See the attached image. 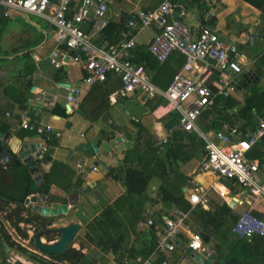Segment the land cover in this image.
Instances as JSON below:
<instances>
[{
    "label": "crops",
    "instance_id": "crops-1",
    "mask_svg": "<svg viewBox=\"0 0 264 264\" xmlns=\"http://www.w3.org/2000/svg\"><path fill=\"white\" fill-rule=\"evenodd\" d=\"M163 1L107 0L108 11L106 17L109 21L125 25V29L121 32L122 38L123 32L128 28V21L136 10L142 8L156 9ZM177 2L179 9L186 11L182 16L183 22L190 27L194 34L203 25H206L207 22L213 21L215 17L216 25L214 27L218 30L222 38L239 45L243 54L242 61L244 66L249 70H255L257 68L258 60L264 54V12L261 9L256 8L245 0H200L198 2L192 0H177ZM81 3L82 0H75L71 4L69 15L72 16L75 14ZM205 9L213 15L212 20H208L204 15ZM13 13H21L29 19L32 16L38 17L44 23H32L19 37L13 36L8 43H3L7 46V49L0 47V134L11 133L9 141L3 140L1 138L2 136L0 137V145L6 149H11L13 152H17L23 143L36 142L37 144V135L20 128L21 122L27 118L51 124L55 127V130L61 132L60 136L53 134L48 139L52 152L49 155L51 159H46V155H40L35 158L33 163L27 164L29 166L36 164L40 167L44 180L43 183L45 182V175H49L52 186L50 193H45L47 199L65 203L69 207V214L53 218L54 223L49 228L56 229L57 227L79 223L81 228L71 246L81 250L86 254L88 260L93 261L94 264H140L146 259H150L152 264H196L190 257L185 246H183L188 234L191 233L187 230L181 234V246L175 251H154L150 255H145L142 251V244L150 243L154 236L157 238L165 225V218L169 215V212L173 208H178L177 206L166 205L156 196L157 189L163 183L159 177L153 179L148 190L154 197L153 200L142 199L137 203V206L140 205L138 207H141L140 212H137L140 208H137L136 204L132 206L129 204L119 209V211H122L121 214L123 216L125 213L126 215L128 213L132 215L140 213L142 218L136 224L135 230L130 233L122 251L118 253L104 251L101 247L96 246L87 239L89 225L96 221L105 207L114 204L119 197L127 192L124 176L120 170L124 158L126 157L135 165H142L140 164L139 157L144 155L148 159L153 156V147L157 146V154L162 155L168 143L161 145L162 138L167 137L169 139L171 134L178 129H173L175 125L170 129H167L164 125V119L170 112L167 113L163 108V105L166 103V99L163 97H159L157 101L162 99L165 102L161 101L156 105L155 103L157 101L153 102L150 99L143 100L139 94H133L126 98H119L116 102H111L110 94L117 90L120 85V82H117L120 78L114 73H111L114 79H109L103 84L88 86L83 83L84 70L81 63L68 62L61 69H55L48 61V57L59 45L56 28L40 16L21 11H13L10 17H6L8 18L6 20L0 17V44H2L1 38L5 30L3 24L12 18ZM172 17L170 16L169 20ZM159 32L160 29L157 24L135 31L134 38L136 44L129 50L127 55L134 62L144 65V52L149 51L148 46L150 42L153 41ZM98 36L96 37V41ZM250 36H254L252 43ZM101 46L108 47V44L105 42ZM25 51L29 52L28 56L23 54ZM15 53L16 55H13ZM20 56L30 57L29 68L26 70V66L24 69H21V66H19L15 74L7 76V71L13 70L15 67L13 62L9 61H16ZM35 56L40 58L39 61L35 60ZM183 59L184 61L180 63L176 58L166 63H164L165 61L163 62L165 68L176 69L173 77L183 68L185 57ZM147 71L150 77L155 76L158 79L156 70L149 69ZM169 73L170 71L164 74L166 78L172 76ZM215 77L217 78L216 75L212 76V79H215ZM261 77L259 84L264 87V73ZM253 83L255 82L250 81L246 83L243 88L245 91L240 87L233 96L243 100L245 93L251 92L252 89L249 86L251 84L254 86ZM155 84L163 89H167V87L164 88L162 86L161 81H159V84ZM71 88H81L82 90V100L76 108H71L67 100V95ZM18 97L24 101L19 102L17 100ZM52 100L55 103L50 106L49 102ZM56 106L60 114L51 112V109ZM240 108H235L234 111L238 112ZM255 111H253L255 118L250 123H247L242 128L244 120L241 119V122L238 123L239 126H236L242 130L254 128L261 116ZM61 112H65V114L61 115ZM211 122V119H205L204 121L201 118L200 124L203 128L213 130V127H208ZM138 124H141L143 128L140 137L138 135ZM91 143L97 148L96 151L91 146ZM81 144H87L88 151L80 150L79 146ZM255 145L259 149L252 151L253 148L248 157L259 161V176L264 181V137ZM257 152L263 154V162L258 156L254 155ZM193 153V157L188 161H180L178 165L177 163L174 164L178 171L172 177L168 178L167 181L177 184V186L171 187L177 190L179 189L178 182H183L180 175L189 176L190 178L184 181L181 186L187 201H189V193L195 183H202L210 187L215 184L209 192L210 203L208 205L204 206L200 204L193 207L191 204V209L186 211H190L188 224L191 226V229L200 230L204 233L206 250L201 251V253L204 256H208V253L209 256L216 253L218 257L219 251L224 256L228 253V249L225 246L223 233L219 231L216 223L204 225L202 218L198 214L200 209H211L215 211L217 206L223 207L227 204L229 208V215L226 218L227 225H233L242 212L250 209L256 195H249L250 192H246L245 189L232 181L216 180L213 175L200 172L199 166L204 151L200 147L195 148ZM78 164H82L84 169L79 170ZM12 167L14 166H6L0 163V185L4 189H7V186L14 183V177L10 174V168ZM111 168L118 169L119 178L108 176ZM34 183L37 186L43 184L38 185L35 180ZM66 186H70L69 191L64 189ZM214 189L221 192L225 191L226 198H220L219 202L215 201L214 197L211 196V191ZM33 194L38 193H32L31 195ZM240 199L244 201L243 204L238 202ZM131 201L137 202V199L131 198ZM26 203L25 207L32 210V205L28 203L27 206ZM22 208L16 203H7L6 200L0 198V221L3 222L4 216L8 219L7 215L10 214L11 209L15 211L16 209L22 210ZM239 208L241 211L236 213V210ZM191 212H195L193 217ZM222 212V210H217L214 217L221 220ZM254 213L261 214L262 212L254 211ZM150 218L155 221L154 226H139L140 222H145ZM134 220L132 217L131 220L127 219L125 222L127 225H130V222ZM20 226L27 232L31 238V242H34L33 236L36 232L32 225L21 223ZM7 227L14 230L8 221ZM207 229H209V232ZM55 232L58 233L56 237L51 236L53 233L47 234L42 237V241L46 242L47 240L49 243L57 241L60 237V232L57 230ZM207 235L209 236L208 242L205 240ZM217 236H220L218 243L216 241ZM19 238L22 239L20 236ZM23 240L30 245L29 239V241L25 238ZM212 241L213 245L210 246ZM28 245L24 246L34 252L42 254L36 246L33 249ZM5 253L6 255L12 254V259H15V262L35 264L15 250H7ZM63 264L71 263L65 261Z\"/></svg>",
    "mask_w": 264,
    "mask_h": 264
},
{
    "label": "built area",
    "instance_id": "built-area-1",
    "mask_svg": "<svg viewBox=\"0 0 264 264\" xmlns=\"http://www.w3.org/2000/svg\"><path fill=\"white\" fill-rule=\"evenodd\" d=\"M74 1L0 0V8L5 17H10L13 11L35 14L56 28L59 45L48 57L55 69H61L68 62L81 63L84 70L83 83L88 86L105 81L109 73L116 74L122 86L110 94L111 102L133 94H139L143 100L165 98L163 108L166 112L179 113V121L173 129L194 132L204 141L200 172L210 173L216 180L232 181L250 192L249 195L264 196L259 161L248 157L253 146L264 137V115L259 117L254 128L248 130L227 122L220 129L213 130L203 128L200 124L202 116L214 107L219 98L230 97L238 91L241 75L250 71L243 64L239 45L222 38L218 30L209 24L203 25L194 34L183 22L182 16L186 11L179 9L177 0H164L156 9L136 10L121 40L108 47L101 46L96 42V37L109 22L106 17L107 0H82L77 12L69 17ZM204 15L208 20L213 18L208 10L204 11ZM170 16H173L171 20ZM85 22L91 24L88 32L82 27ZM154 24H157L160 32L148 48L156 59L164 62L173 52L185 57L183 68L175 74L167 89L156 85L145 66L134 62L127 55L136 44L134 32ZM39 59L35 56L36 61ZM215 75L217 78L212 79ZM67 100L71 108L78 107L82 100L81 88L69 89ZM49 103L52 106L55 101ZM20 128L38 136L37 147L42 155L52 154L49 137L53 134L61 135L51 124L29 118L21 122ZM167 142L168 138L164 137L161 145ZM78 168L84 169L82 164H78ZM213 186L215 184L210 187L195 183L188 197L192 206L208 205L209 192ZM238 202L243 204L244 201L240 199ZM261 214L258 216L248 210L242 212L232 228L233 233L248 240L264 237V211ZM189 217L190 211L181 208H173L169 212L156 239V251H175L181 246V234L185 230L191 232L183 243L188 253L190 248L206 250L204 234L191 229ZM154 225L152 218L139 224L140 227ZM140 264L152 262L146 259Z\"/></svg>",
    "mask_w": 264,
    "mask_h": 264
},
{
    "label": "trees",
    "instance_id": "trees-1",
    "mask_svg": "<svg viewBox=\"0 0 264 264\" xmlns=\"http://www.w3.org/2000/svg\"><path fill=\"white\" fill-rule=\"evenodd\" d=\"M192 1L198 2L200 0ZM245 1L264 12V0ZM0 17L3 20L8 19L4 16L1 8ZM69 17H71V15H69ZM215 22L216 18L214 17V20L207 22V24L214 27L216 25ZM124 29V24L109 21L102 29L96 42L99 45H103L106 42L108 46L118 42L121 38V32ZM23 54L28 56L29 52L25 51ZM13 55H16V53ZM143 56V60L145 61L144 66L146 69L156 70V75H158V79L155 76H152V81L158 84L159 81H161L164 88L168 87L174 72H176V69L174 70L165 68L164 63L172 60L173 58H176L179 63L184 61L183 55L179 54L178 52H173L164 63L158 61L149 51L144 52ZM257 64L258 65L255 70L244 72L241 75L239 82L242 90H244L243 88L246 83L250 81L255 82L251 92L245 93L243 100H240L233 95L227 98H219L216 101L213 109L207 111L202 116L204 121L205 119L212 120L208 127L211 126V128L213 127L214 129H220L225 122L230 123L231 125L239 126L238 123L241 122L240 120L242 119L244 120L242 126L243 128L247 123H250V121L255 118L253 115L254 110H256L259 115H264V87L259 84L260 79L262 78L261 76L264 73V54L259 58ZM169 71V74H172V76L166 78L164 74ZM109 79H114V76H112L111 73L108 74V77L105 81L98 82L96 84L98 85L106 83ZM117 82H120L119 87H121V80H117ZM214 87L216 86L214 85ZM158 98L159 97H153L150 98V100L155 102ZM17 100L19 102L24 101L19 97ZM161 101L163 100L159 99L155 105ZM163 102H165V100ZM238 107H241L240 110L238 112L234 111V109H237ZM51 112L60 114L57 106L51 109ZM62 114H65V112H61V115ZM178 121L179 113L174 111L164 119V125L167 129H170L173 125H176ZM142 129L143 128L141 124H138L139 137L141 136ZM200 147L201 150L204 151V141L199 138L197 134L193 132H183L176 130L171 134V137H169L165 148L166 150H164L163 153L161 152L162 155L157 154V146L153 147V156L149 157L148 159H146L144 155L139 157L140 164L142 165H135L125 157L122 165L120 166V170L124 176L127 192L126 194H123L121 197H119L114 204L105 207L96 221L89 225L87 239L90 242H93L96 246L101 247L104 251H113L114 253L122 251L130 233L135 230L136 224H138L139 220L142 218L140 213L133 215L131 213L126 215L125 213L123 216L121 214L122 211H119V209H122L129 204L132 206L136 203H139V201L142 199L152 201L154 197L148 192V190L155 177H159L163 181L162 185L156 191V196L162 202L168 206H177L178 208L184 210L191 209V203L185 199L181 189L182 183H184V181L190 177L181 174L180 178L183 180V182H178L179 189L177 190L171 188L172 186H177V184H173V182L170 183L167 181V179L177 173L178 169L175 168V163L178 165L180 161H188L191 159V157H193L194 149ZM253 148L252 151L259 149L256 145ZM259 153L260 152L254 153V155L258 156L263 162V154ZM46 159L49 160L51 157L46 155ZM10 174L14 177V183L7 186V189L2 188L0 185V198L6 200L7 203L18 204L19 206L23 207L22 210L26 212V216L20 213V215L16 217L14 224L18 231L22 233L23 238L28 237V235L23 233L20 228L21 222L25 224H31L36 233L41 230L48 229L54 223V219L50 217H42L33 213L30 209L25 207V202L28 196H30L32 193H50L52 184L49 180V175L46 174L45 182L40 186H37L30 174V166L27 164H19L10 168ZM108 176L119 178L120 175L118 169L111 168ZM64 189L69 191L70 186H66ZM131 198H136L137 202L131 201ZM217 210L223 211L221 214V220H218L214 217V214ZM248 211L252 213H254V211L263 212L264 196H255V200ZM191 213L193 217L195 212ZM198 214L202 218L205 226L212 225V223L217 224V228L223 233L225 246L228 249V253L223 256V260H221L222 255L218 251V257L213 264H264V237H254L251 240L237 237L232 231L234 224L227 225L226 218L227 215H229V208L227 204L223 207L217 206L215 211H212L211 209H200ZM132 217L135 220L130 222V225H127L125 220H131ZM200 232L204 234L203 231ZM57 235L58 233L56 232L51 234L52 237H56ZM156 239V236H154L150 243L142 244V251L145 255H150L156 251ZM7 250H15L17 253L25 257L27 260L34 262L35 264H63L65 261L71 264H94L93 261L88 260L86 254H84L81 250L73 248L72 246H69L62 253L52 256L34 252L15 241L12 238V235L6 230L4 224L0 221V264H23L19 261L15 263L8 261V258H6L4 255Z\"/></svg>",
    "mask_w": 264,
    "mask_h": 264
},
{
    "label": "water",
    "instance_id": "water-1",
    "mask_svg": "<svg viewBox=\"0 0 264 264\" xmlns=\"http://www.w3.org/2000/svg\"><path fill=\"white\" fill-rule=\"evenodd\" d=\"M83 29L88 32L91 24L89 22H85L82 25ZM251 43L254 41V36H250ZM68 59V58H67ZM214 62V61H213ZM2 136V137H1ZM0 137L3 140H10L11 133L0 134ZM91 146L97 150L93 143ZM80 150L88 151L87 144H81L79 146ZM42 155L41 151L38 149L36 142L31 143H23L17 152H13L11 149H6L2 145H0V163L6 166H15L21 163L23 164H31L34 162L35 158ZM30 173L32 174L34 180L38 185L43 183V176L40 170V167L36 164L30 166ZM47 195L45 194H33L29 198H27L26 202L32 205L31 211L35 214H38L42 217H50L56 218L58 216L69 214V207L65 203L51 201L47 199ZM233 203V202H232ZM35 204V205H34ZM258 216H262V214L255 213ZM81 225L79 223H73L68 226H61L55 228H48L46 230H41L34 234V243L36 248L42 253L46 255H58L65 251L69 246H71L73 240L77 236ZM57 230L60 232V237L57 241L49 243L43 242L42 237L47 234L54 233ZM209 232V229H207ZM209 236L206 237V242H208ZM190 257L198 264H213L217 258L216 253H213L209 258L205 257L202 253L197 250L189 249Z\"/></svg>",
    "mask_w": 264,
    "mask_h": 264
},
{
    "label": "rangeland",
    "instance_id": "rangeland-1",
    "mask_svg": "<svg viewBox=\"0 0 264 264\" xmlns=\"http://www.w3.org/2000/svg\"><path fill=\"white\" fill-rule=\"evenodd\" d=\"M36 22L44 23V21L41 20V19H39L38 17L32 16L31 19H29V18H27V16H25V15H23L21 13H18V14L13 13L12 18H10L7 22H5L3 24L5 26V30H4L3 35H2V38H1L2 44H0V47H2L3 49H7L6 48L7 46L4 45L5 43H8L13 38V36L19 37L23 33L24 30L28 29L27 27L29 25L31 26L32 23H36ZM142 32H145V31H142ZM30 61H31L30 57H23V56H20L19 59L16 60V61H14V60L9 61V62H13V64L15 65V67H14L13 70L7 71L8 72L7 76L12 75V74H15L16 73V70L19 68V66H21V69H24V67L26 66V70H27V68H29ZM252 86H253L252 84L249 86L250 89H252ZM202 159H201V161H202ZM225 194H226L225 191H222L221 192V191H217L216 189H214V190L211 191V196H213L214 197V200L217 201V202L220 201V198L225 199L226 198V195ZM136 206H137V203H136ZM138 206H140V205H138ZM138 206H137V208H140V209H139V211L137 210V212H140L141 207H138ZM240 211H241V209L239 208V209L236 210V213H239ZM20 213H22V215L26 216V214H25V212L23 210L16 209L14 211L13 209H11L10 214L7 215V218L8 219H6L5 216H4L2 223L4 224L6 230L12 235V238L15 241L20 242V244L22 243V244H24L26 246V245H28V242L27 243L24 242V240H23L24 238H23L22 233L18 231L17 227L14 224L15 223V220H16V217L18 215H20ZM7 221H8V223H10V226H12V228L14 230H12L10 227H7ZM20 228H21V230H22L23 233H26L27 234V232H25L22 229L21 226H20ZM16 232H17V234H16ZM18 235L22 239H20ZM25 239L26 240H28V239L30 240L31 238L28 236ZM219 239H220V236H217L216 237L217 243L219 242L218 241ZM29 243H30V245H28V246L31 247V248H33V249H35L34 242L33 241L31 242V240H30ZM211 243L212 244L210 246L213 245V241ZM9 251H13V250H9ZM223 254H225V253H223ZM4 255L6 256V258H8V261H10L12 263H15V259H12V254L6 255V253H5ZM223 258L224 257L222 256V259L221 260H223Z\"/></svg>",
    "mask_w": 264,
    "mask_h": 264
},
{
    "label": "bare ground",
    "instance_id": "bare-ground-1",
    "mask_svg": "<svg viewBox=\"0 0 264 264\" xmlns=\"http://www.w3.org/2000/svg\"><path fill=\"white\" fill-rule=\"evenodd\" d=\"M67 90V89H66ZM198 252H200L201 253V251H198ZM212 253V252H211ZM206 256V255H205ZM211 256V255H210ZM209 255L208 256H206L207 258H209L210 257Z\"/></svg>",
    "mask_w": 264,
    "mask_h": 264
}]
</instances>
